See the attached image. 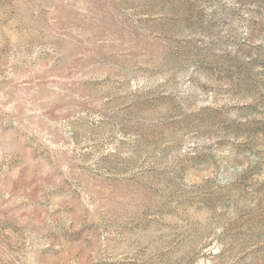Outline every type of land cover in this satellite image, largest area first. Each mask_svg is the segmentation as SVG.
<instances>
[{
    "label": "rangeland",
    "instance_id": "obj_1",
    "mask_svg": "<svg viewBox=\"0 0 264 264\" xmlns=\"http://www.w3.org/2000/svg\"><path fill=\"white\" fill-rule=\"evenodd\" d=\"M0 264H264V0H0Z\"/></svg>",
    "mask_w": 264,
    "mask_h": 264
}]
</instances>
